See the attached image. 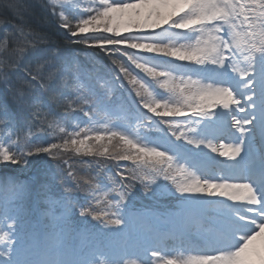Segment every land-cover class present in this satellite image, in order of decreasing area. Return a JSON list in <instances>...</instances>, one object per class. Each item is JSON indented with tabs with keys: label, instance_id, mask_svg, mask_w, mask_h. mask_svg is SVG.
<instances>
[{
	"label": "snow or ice",
	"instance_id": "obj_1",
	"mask_svg": "<svg viewBox=\"0 0 264 264\" xmlns=\"http://www.w3.org/2000/svg\"><path fill=\"white\" fill-rule=\"evenodd\" d=\"M0 264H264V0H0Z\"/></svg>",
	"mask_w": 264,
	"mask_h": 264
},
{
	"label": "rangeland",
	"instance_id": "obj_2",
	"mask_svg": "<svg viewBox=\"0 0 264 264\" xmlns=\"http://www.w3.org/2000/svg\"><path fill=\"white\" fill-rule=\"evenodd\" d=\"M221 159H225V158H221ZM143 204L152 206L159 211H164L170 206L171 201L168 199H164V200H161L159 203H154L150 200H143ZM137 207H140V202L137 203Z\"/></svg>",
	"mask_w": 264,
	"mask_h": 264
},
{
	"label": "trees",
	"instance_id": "obj_3",
	"mask_svg": "<svg viewBox=\"0 0 264 264\" xmlns=\"http://www.w3.org/2000/svg\"><path fill=\"white\" fill-rule=\"evenodd\" d=\"M37 2H38V0H37Z\"/></svg>",
	"mask_w": 264,
	"mask_h": 264
}]
</instances>
